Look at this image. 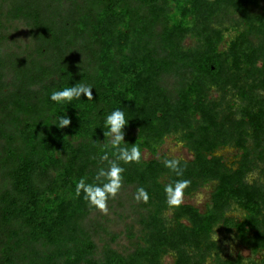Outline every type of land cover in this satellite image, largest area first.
I'll return each instance as SVG.
<instances>
[{
  "label": "trees",
  "instance_id": "trees-1",
  "mask_svg": "<svg viewBox=\"0 0 264 264\" xmlns=\"http://www.w3.org/2000/svg\"><path fill=\"white\" fill-rule=\"evenodd\" d=\"M245 3L0 0V264H162L161 255L169 248L177 253L175 264H185L189 235L179 233L209 231L218 224L226 232L243 229L246 223L257 227L264 199H258L256 185L241 182L227 191V182L243 179L248 155L226 176L208 167L211 160L196 152L193 169L188 165L185 172L218 179L212 208L199 213L188 205H168V183L159 179L161 172H170L164 161H117L118 153L106 147L110 136L104 135V119L115 109L128 121L124 146L135 144L141 152L155 153L147 132L157 123L168 127L177 119L190 127L189 117L203 112L209 100L206 85L234 84L239 68L240 58L219 47L221 34L209 26L212 18L223 22L239 14L251 27L248 33H264V15H250ZM192 13L203 19L195 22L189 18ZM23 27L27 43L21 38ZM188 34L196 42L185 48L182 41ZM246 37V31L240 34ZM245 57V73L254 81L240 93L248 95L250 90L251 98L253 88L264 86V44ZM166 77L173 79L171 90L162 83ZM77 83L92 86V99L83 94L69 104L49 99L51 92ZM59 116H67L70 125L57 127ZM203 128L208 134L209 128ZM105 151L108 158L101 160ZM112 162L124 168L120 190L132 187L136 194L143 187L149 194L147 203L140 202L146 212L140 220L148 231L139 238L132 234L125 251L96 242L86 226L96 208L87 204L83 193L75 195L76 181L93 182L98 170ZM180 180L176 175L170 184ZM228 192L238 197L244 193L239 203L246 221L224 214L221 202ZM169 207L176 210L179 233L164 228L161 215ZM183 217L190 225L180 222Z\"/></svg>",
  "mask_w": 264,
  "mask_h": 264
},
{
  "label": "rangeland",
  "instance_id": "rangeland-1",
  "mask_svg": "<svg viewBox=\"0 0 264 264\" xmlns=\"http://www.w3.org/2000/svg\"><path fill=\"white\" fill-rule=\"evenodd\" d=\"M245 1L250 15H264V0ZM189 18H194L197 23L203 19L201 14L195 13H192ZM209 26L212 30L220 31L219 47L229 51L230 55L234 53L240 58L234 84L230 83L225 87L223 85H206L209 100L202 107L204 111L196 113V118L189 117L191 126L185 127L177 119L172 121L174 123L171 122L172 124L168 127L157 123L147 132L149 137H152L155 153L147 150L141 152V157L144 160L158 158L162 161L173 159L179 161L178 166L183 169V175L179 177L181 180L189 181L188 186L183 190L181 204L191 206L199 213H205L212 208L218 179L212 174L206 177L205 173L202 174L203 176L186 173L187 170H190L188 165L193 169L192 164L197 151L211 160L208 167H212L216 171H224L226 176H230L232 172L240 168L243 156L248 155L247 172L243 179L233 181V183L227 182V191H234L239 187V183L243 182L247 186L256 185L259 189L258 199H264V111L262 110L264 108V86L258 85L253 88L251 98L247 97H250V90L246 91L248 95L240 93L254 81H251L248 72L245 73V68L248 65V57L245 55L249 54L251 49L257 50L264 44V33H248L251 31V27H248L239 14H235L223 22H218L217 18L213 17ZM23 31L25 34L21 38H25L27 43L26 28L23 27ZM244 31L247 36L245 40L240 38V34ZM195 42L194 37L188 34L184 37L182 46L188 48L195 45ZM261 52L260 50L256 54ZM162 83L171 90L169 85L173 83V79L171 77L163 78ZM223 122L224 126L222 127ZM203 125L209 128L206 135ZM191 131H194L193 134H195L192 138ZM114 137L115 134H112L109 141ZM212 158L220 159L221 163L217 165V161L212 162ZM174 176L176 173L172 170L170 172L163 171L159 179L163 183L170 184ZM230 193L228 192L226 198L221 202L224 214L236 217L241 222L246 221V213L239 203L244 198V193L241 194V197ZM134 196L133 188L127 187L120 190L115 198L107 203L106 214L98 209L90 213L86 220V226L99 245L107 242L112 248L125 251L130 247L132 234L139 238L147 233L148 230L144 228L140 220L141 215L146 212L141 208L140 202L134 199ZM219 201L220 199L216 200V202ZM175 212L174 207L162 211L161 217L166 231L177 232L179 230ZM180 222L190 225L189 220L185 217L181 218ZM258 222L257 227L246 223L243 229H236L232 232H226L220 224L213 226L209 231L204 228L196 233L189 231L179 233L180 231H178L180 236L189 235L187 237L188 245L185 249L189 261H186L185 264H224L236 260L238 261L236 264H264V236L259 238V235L264 232V205ZM257 230L260 232L258 233ZM113 236L116 238L115 240H112ZM182 240L186 239L182 238ZM176 259L177 253L169 248L161 255L160 261L162 264H175Z\"/></svg>",
  "mask_w": 264,
  "mask_h": 264
},
{
  "label": "clouds",
  "instance_id": "clouds-1",
  "mask_svg": "<svg viewBox=\"0 0 264 264\" xmlns=\"http://www.w3.org/2000/svg\"><path fill=\"white\" fill-rule=\"evenodd\" d=\"M82 94L87 99H92V86L77 83L71 87H65L60 90H55L50 93L49 99L56 104H69L73 100L80 99ZM128 121L125 119V114L120 109L113 110L104 119V124L108 131L104 133L105 137L115 134L114 139L106 143V147L112 150L113 154L118 153L117 161H122L124 164L141 160V150L133 144L130 149L123 144L124 132L123 128ZM71 121L67 116H59L54 123L59 128H64L70 125ZM108 151L100 157L101 160H107ZM179 161L165 160L164 166L177 176L183 175V169L179 166ZM124 168L118 162H112L107 168H100L93 178V182H86V178H81L75 183V195L80 197L83 193V199L90 207L107 213V203L110 198H115L122 185V173ZM188 180L177 181L174 185L168 184L164 187V192L167 197L169 206L178 207L182 203L183 190L188 186ZM134 199L137 202L147 203L149 194L143 187L137 189Z\"/></svg>",
  "mask_w": 264,
  "mask_h": 264
}]
</instances>
